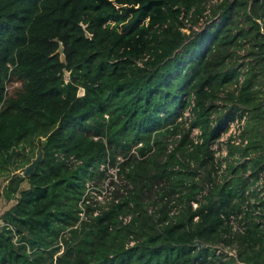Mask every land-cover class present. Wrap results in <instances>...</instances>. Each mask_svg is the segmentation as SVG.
Instances as JSON below:
<instances>
[{"label": "trees", "instance_id": "obj_1", "mask_svg": "<svg viewBox=\"0 0 264 264\" xmlns=\"http://www.w3.org/2000/svg\"><path fill=\"white\" fill-rule=\"evenodd\" d=\"M259 175L264 0H0V264H264Z\"/></svg>", "mask_w": 264, "mask_h": 264}, {"label": "built area", "instance_id": "obj_2", "mask_svg": "<svg viewBox=\"0 0 264 264\" xmlns=\"http://www.w3.org/2000/svg\"><path fill=\"white\" fill-rule=\"evenodd\" d=\"M191 102V101H190ZM181 114H183V120H184V124L186 126H188L189 124V120L191 118V111L189 109V106L185 107L182 111ZM243 121H244V115H241L240 117L236 116L234 117L232 120H229L225 129L223 131L220 132L219 136L213 140L210 141L209 143V147L213 149V153L214 156L216 157V159H220L221 156L225 155L226 153V148H225V143L228 140L231 143L234 144H239V145H243L245 143V139L241 138L239 136L241 127L243 125ZM188 123V124H187ZM200 128L197 125H193L190 126V130H189V139L192 143H197L201 140L200 137ZM224 167V161L220 162L219 165V170L221 171V169ZM103 168V164H99V169ZM103 182H105L107 188H108V194H109V190L111 189V185L107 184L108 180H104L102 181L101 184H104ZM264 184V176L259 175L258 178L253 181L245 190H244V194L246 196H248V200H244L242 203V208H246V204L247 203H257L258 199L264 198V189L262 188ZM252 191L255 192V199L254 197L250 196ZM91 194L97 195L96 192L91 191ZM101 197V195H100ZM99 197V198H100ZM254 213L258 212V209H255L253 211ZM240 216V214H238V217ZM230 223L232 224L233 228H237V229H241L242 227V223H238L236 222L235 219L231 218L230 219ZM233 251V250H232ZM229 252V253H232Z\"/></svg>", "mask_w": 264, "mask_h": 264}, {"label": "rangeland", "instance_id": "obj_3", "mask_svg": "<svg viewBox=\"0 0 264 264\" xmlns=\"http://www.w3.org/2000/svg\"><path fill=\"white\" fill-rule=\"evenodd\" d=\"M203 21H204V18L202 17V18L200 19V22H198V25H202ZM65 75H66V74H65ZM180 115H181V118H183V114H180ZM16 171H18V170H16ZM113 180H114V179H113ZM89 182H90V181H87L86 183L89 184ZM119 182H121V181H119ZM2 183H3V182L0 181V188H1ZM103 183H104V184H100V185H99L100 195L102 196V198H106V199H107V196H108V188H107L105 182H103ZM96 188H97V187H96ZM96 188H94V187H88V188H87V191H88L89 193H92L91 191L97 193V189H96ZM11 202H12V201H7V200H6L5 198H3V196L0 194V213H1L6 207H8V206L11 204ZM218 246H219L218 249H223V250L226 251L228 254H230L229 252L232 251V249H229L228 247H226V248L224 249V248L220 247V245H217V246H215V247H218Z\"/></svg>", "mask_w": 264, "mask_h": 264}, {"label": "water", "instance_id": "obj_4", "mask_svg": "<svg viewBox=\"0 0 264 264\" xmlns=\"http://www.w3.org/2000/svg\"><path fill=\"white\" fill-rule=\"evenodd\" d=\"M41 159V150L37 152L34 158L31 159V161L23 168L21 171L22 175H29L33 171L36 163Z\"/></svg>", "mask_w": 264, "mask_h": 264}, {"label": "clouds", "instance_id": "obj_5", "mask_svg": "<svg viewBox=\"0 0 264 264\" xmlns=\"http://www.w3.org/2000/svg\"><path fill=\"white\" fill-rule=\"evenodd\" d=\"M99 168V167H98Z\"/></svg>", "mask_w": 264, "mask_h": 264}]
</instances>
